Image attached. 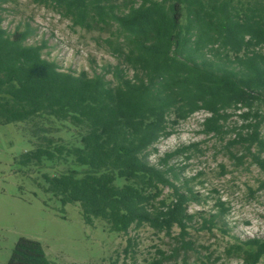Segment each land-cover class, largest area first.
I'll use <instances>...</instances> for the list:
<instances>
[{
  "label": "trees",
  "instance_id": "trees-1",
  "mask_svg": "<svg viewBox=\"0 0 264 264\" xmlns=\"http://www.w3.org/2000/svg\"><path fill=\"white\" fill-rule=\"evenodd\" d=\"M34 1L53 5L74 25L108 31L105 43L116 63L101 71L65 70L43 55L45 40L29 43L30 24L10 32L0 18V124L28 123L33 144L19 163L71 159L80 170L44 174L45 190L63 205L78 202L86 224L101 219L125 234L144 225L167 235L178 228L172 253L194 250L189 229L212 230L227 208L219 202L216 212H191L202 194L189 179L177 183L180 170L170 160L197 143L156 163L150 153L204 111L201 133L227 138L237 164L250 156L264 170V0ZM54 120L76 128L79 144L56 137ZM166 187L170 200L161 198ZM132 245L129 238L124 251ZM158 251L151 264L168 255ZM228 252L258 264L264 236L237 238ZM15 254L21 264H54L38 244Z\"/></svg>",
  "mask_w": 264,
  "mask_h": 264
},
{
  "label": "rangeland",
  "instance_id": "rangeland-1",
  "mask_svg": "<svg viewBox=\"0 0 264 264\" xmlns=\"http://www.w3.org/2000/svg\"><path fill=\"white\" fill-rule=\"evenodd\" d=\"M0 18L10 32L30 24L35 32L29 43L45 40L43 55L65 70L101 71L104 65L116 63L105 43L108 31L74 25L53 5L5 0ZM205 115L204 111L196 112L181 122L175 133L161 140L157 151L150 153V160L156 163L166 153L197 143L171 158L170 164L180 170L177 183L189 179V185L202 194L200 202L190 204L191 212H216L219 202L227 208L225 217L219 218L212 230L200 229L199 224L189 229L188 239L194 250L176 253L172 251L179 244L178 228L167 235L144 225L125 234L111 231L101 219H95L93 225L86 224L78 202L63 205L45 190L44 174L80 168L71 159L22 166L20 156L33 148L29 124H0V264H21L15 252L31 244L40 245L54 264H107L115 259L118 264H151L161 255L158 250L168 254L162 264H180L184 258L189 264H243L241 256L229 253L228 248L237 238L264 236V170L250 156L237 164L226 147L227 138L201 133L200 122ZM52 124L59 127L56 137L69 145L79 144L78 131L72 125L56 120ZM123 182V178H117L118 185ZM171 192L166 187L161 198L170 200ZM129 238L133 245L126 253ZM258 264H264V257Z\"/></svg>",
  "mask_w": 264,
  "mask_h": 264
}]
</instances>
